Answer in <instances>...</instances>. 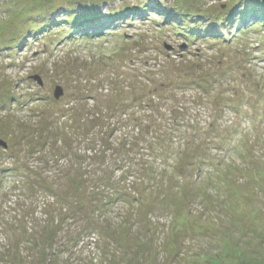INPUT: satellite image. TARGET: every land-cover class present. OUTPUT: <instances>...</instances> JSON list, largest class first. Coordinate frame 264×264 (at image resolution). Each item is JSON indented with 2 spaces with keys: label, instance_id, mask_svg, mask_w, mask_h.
<instances>
[{
  "label": "rangeland",
  "instance_id": "1",
  "mask_svg": "<svg viewBox=\"0 0 264 264\" xmlns=\"http://www.w3.org/2000/svg\"><path fill=\"white\" fill-rule=\"evenodd\" d=\"M259 14L0 0V264H264Z\"/></svg>",
  "mask_w": 264,
  "mask_h": 264
},
{
  "label": "trees",
  "instance_id": "2",
  "mask_svg": "<svg viewBox=\"0 0 264 264\" xmlns=\"http://www.w3.org/2000/svg\"><path fill=\"white\" fill-rule=\"evenodd\" d=\"M242 3L246 5L248 2H245V1H244V2H242ZM230 8H231V7H229V10H228V12H227L226 14L224 13L225 15L223 14L225 17H227L228 15L231 16V15H232L231 13L235 10V9L231 10V13H230ZM253 8H254V6H252L251 8L247 6L246 8L241 9L240 11H242L243 13H245V14H247V15H252V16L254 17V16H256V14H254V13H253V14H250V13H252V9H253ZM259 15H260L259 17H261L260 20H263V21H264V17L262 16V14H259ZM230 16H229V17H230ZM252 16H251V17H252ZM254 19H255V18H254ZM33 28L35 29V27H33ZM208 36H209V35H207L206 37H208ZM219 41H220V40H219ZM147 88H148L147 85H144L142 88H140L141 93H142V92H146L145 89H147ZM155 136L158 137V138H157V139H149V141H150V140H156V143H157L156 146H155V143H152L153 148H154V153H151V156L154 155V157H156V156L160 153V151H161V150H157V146H158V144H159V142H160V141H159L160 138H159L158 134H155ZM193 142H194L195 144H198L197 139H195ZM194 143H193V145H194ZM146 144L149 145V142L146 143ZM160 144H161V142H160ZM193 145H192V146H193ZM154 146H155V147H154ZM58 151H59V150H57L55 153H59ZM158 152H159V153H158ZM146 155H147V157H148V154H146ZM186 155H187L188 159H190V158L192 157V155H194V153H193V152H188ZM234 165H235V164H234ZM260 165H261V162L259 161V165H258V167H259ZM60 166L62 167V165H60ZM243 166L246 168V165H245V164H244ZM236 168H237L239 171L242 169V168H241V165H239V166L236 167ZM255 172H256V170H255ZM261 177H263V176H261ZM230 178H232V176H230V177H225L224 180H223V182H225V183H229V179H230ZM193 183H194V182H193ZM109 185H110V184H109ZM191 185H192V184H191ZM114 189H115V187H114ZM114 189L111 188L110 190H106L105 192H107V193L109 194V192L112 191V193H113V192H114V191H113ZM108 194H106V195H108ZM201 197H210V196H204V195H201ZM105 200H106V201H109L110 199H109V197H105Z\"/></svg>",
  "mask_w": 264,
  "mask_h": 264
},
{
  "label": "water",
  "instance_id": "3",
  "mask_svg": "<svg viewBox=\"0 0 264 264\" xmlns=\"http://www.w3.org/2000/svg\"><path fill=\"white\" fill-rule=\"evenodd\" d=\"M62 89L60 87L55 88V97L58 98L59 95H61ZM0 146L6 147V143L4 141L0 140Z\"/></svg>",
  "mask_w": 264,
  "mask_h": 264
}]
</instances>
